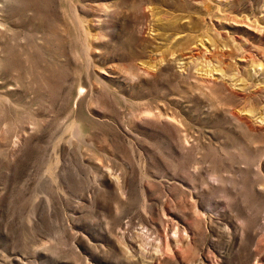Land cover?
Here are the masks:
<instances>
[{"label":"rangeland","instance_id":"obj_1","mask_svg":"<svg viewBox=\"0 0 264 264\" xmlns=\"http://www.w3.org/2000/svg\"><path fill=\"white\" fill-rule=\"evenodd\" d=\"M0 264H264V0H0Z\"/></svg>","mask_w":264,"mask_h":264},{"label":"bare ground","instance_id":"obj_2","mask_svg":"<svg viewBox=\"0 0 264 264\" xmlns=\"http://www.w3.org/2000/svg\"><path fill=\"white\" fill-rule=\"evenodd\" d=\"M107 170V169H106ZM111 172H113L112 170H111ZM105 174H106V176H107V178L109 179V181H111V182H113V183H120V179L118 180V177H114L110 172H109V170H108V172H105ZM119 175V174H118ZM120 185V184H119ZM117 186V185H116ZM127 230V229H126ZM126 232V231H125ZM132 234V233H131ZM138 235V234H137ZM133 236V235H132ZM134 236H136L135 234H134ZM128 237H130V236H128ZM137 237V236H136ZM132 238V237H131ZM182 238V237H181ZM186 238V237H185ZM130 239V238H129ZM182 239H184V238H182ZM135 240V239H134ZM173 242H176L177 241V239H176V237H173ZM189 240V238L187 239V241ZM126 241V240H125ZM147 241V240H146ZM186 241V242H187ZM135 242V241H134ZM172 242V243H173ZM184 242H185V240H184ZM136 243H138V242H136ZM135 243V244H136ZM140 243V242H139ZM135 244H133V246H132V248H135L139 253H142V254H144L143 252H142V250L140 249V247H136V245ZM174 245H175V243H173ZM141 245H143V244H141ZM138 246V245H137ZM157 246H159V245H157ZM158 249V248H157ZM143 250H144V247H143ZM148 250L149 249H147V252H148ZM160 250V249H159ZM161 251V250H160ZM147 254V253H146ZM156 256V255H155ZM145 258L147 257L146 255L144 256ZM145 260V259H144Z\"/></svg>","mask_w":264,"mask_h":264}]
</instances>
